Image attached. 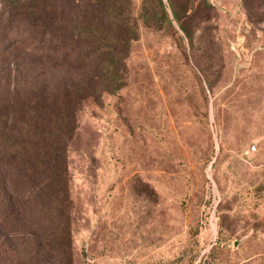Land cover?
Masks as SVG:
<instances>
[{"label": "rangeland", "instance_id": "1", "mask_svg": "<svg viewBox=\"0 0 264 264\" xmlns=\"http://www.w3.org/2000/svg\"><path fill=\"white\" fill-rule=\"evenodd\" d=\"M117 8L105 76L55 61L26 88L64 170L48 246L34 230L0 264H264V0Z\"/></svg>", "mask_w": 264, "mask_h": 264}, {"label": "trees", "instance_id": "2", "mask_svg": "<svg viewBox=\"0 0 264 264\" xmlns=\"http://www.w3.org/2000/svg\"><path fill=\"white\" fill-rule=\"evenodd\" d=\"M0 4V254H12L17 246L30 255L34 250L29 238L37 231L47 246L53 236L48 206L55 202L49 198L55 192L53 176L60 179L64 166L63 147L50 139L46 146L43 137L42 145L34 141L38 135L29 122L39 117L40 102L26 88L33 91L39 83L41 64L55 61L67 68L97 63L105 76L107 66L100 64L101 57L107 54L112 69L116 54V45L108 39L113 31L107 30L117 28L121 14L117 0H0ZM61 15L66 18L61 20ZM92 18H98L101 27L89 26ZM95 43H100L101 51H95ZM58 231L61 239L69 237L67 228ZM47 246L38 252L48 251Z\"/></svg>", "mask_w": 264, "mask_h": 264}]
</instances>
